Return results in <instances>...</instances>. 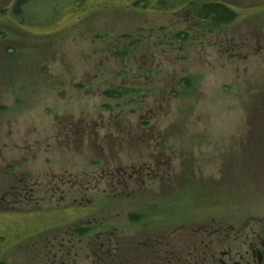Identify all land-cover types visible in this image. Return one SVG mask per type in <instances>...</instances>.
Instances as JSON below:
<instances>
[{"label":"rangeland","instance_id":"374dc122","mask_svg":"<svg viewBox=\"0 0 264 264\" xmlns=\"http://www.w3.org/2000/svg\"><path fill=\"white\" fill-rule=\"evenodd\" d=\"M213 2L237 14L220 33L190 18ZM161 28L202 38L179 50ZM129 43L147 49L118 56ZM122 84L148 91L104 97ZM262 116L264 0H0V264H91L61 250L109 232L187 246L194 224L264 217ZM118 170L143 174L105 183ZM83 225L109 229L80 244Z\"/></svg>","mask_w":264,"mask_h":264},{"label":"flooded vegetation","instance_id":"af4514ba","mask_svg":"<svg viewBox=\"0 0 264 264\" xmlns=\"http://www.w3.org/2000/svg\"><path fill=\"white\" fill-rule=\"evenodd\" d=\"M45 83L49 85V82ZM252 119L260 122L264 116L252 117ZM141 171H134L128 175L127 172L118 170L117 173H121V176L116 177L114 174L109 181L103 182L117 186V184H123L126 181V184L134 185L140 181L139 176L143 174ZM126 174L127 178H125ZM158 175L160 181H167V184L170 185L171 179L162 178L159 173ZM142 182L144 183L143 180ZM29 184L27 183V185ZM82 184L88 185L91 182L85 181ZM97 184L99 185L100 181L95 183V186H98ZM50 191L54 197V190L50 189ZM246 217L247 219H245V215L242 216V220L238 223L230 222L227 219L211 218L206 222L194 224L189 229L192 231L193 237L187 246L174 240L168 242L165 237L154 239L145 243L146 249L152 251L153 257L148 258L144 255L141 259L146 264H264V217L257 218L254 215H246ZM181 228L184 229V226ZM146 229L149 230L148 227ZM114 239L117 249H122L123 253V242L118 238ZM103 245L101 246L103 247ZM72 248L73 246H65L63 250H60L70 255Z\"/></svg>","mask_w":264,"mask_h":264},{"label":"trees","instance_id":"16d2710c","mask_svg":"<svg viewBox=\"0 0 264 264\" xmlns=\"http://www.w3.org/2000/svg\"><path fill=\"white\" fill-rule=\"evenodd\" d=\"M190 18L192 19V21L200 22V24L197 27L200 30H204L205 32L210 31V32L220 33L223 29L229 28L233 24V22H235L237 18V14L233 12L230 8L226 7L223 3L213 2V3L204 4L200 6L198 9L193 10ZM169 30L170 28H161L159 29L158 33L157 31H153V32H156L158 35L166 34L165 35L166 40H167L166 43L169 44V46H172L171 48H173L175 44H179L181 46L179 50H183L186 45L195 44L199 42L200 39L202 38V36L199 33L197 32L194 33L193 31L192 32L179 31V32L171 33L170 34L171 37H169L167 35ZM123 38H125L124 41H129L130 39V37H123ZM143 48L144 50L147 49V47L142 46L140 44L134 45L133 43L131 44L129 43V44H126V46H124L123 50L120 49L117 52V55L120 57H128L131 55H136L138 53H142ZM190 79L192 78H186L183 82L184 84L183 88L185 90H192V88L194 87V86L191 87V85H189V83L187 82ZM46 81L47 83L48 82L50 83L51 80H45V82ZM50 86L52 88L51 83H50ZM145 90L148 91V89H145V88H139V87L136 88L132 85L127 86V84H122V85H117L112 88H107V90L104 91V97L106 99H113V100L123 99L129 96L138 95L140 93L142 95V92ZM66 173L68 175L67 177L63 175L56 176L54 180L55 181L61 180V182L65 184V179H68L69 177H74L75 179H77V184L73 186H78L80 193L82 191L81 186L83 185L82 184L83 182L85 181L89 183L91 182V184L95 185V179H94L93 173L88 174V175L83 173L82 175H79V176H72L69 173V171H66ZM115 175L116 177L121 176V173L118 174L115 172ZM27 183L28 182H24V185H23L24 188L26 187ZM116 225L120 226L119 224H116ZM107 229L105 228L98 229L96 228V226L90 227L89 225H83V226L77 227L75 231H73V234L80 235L81 238L79 239L80 240L79 243L81 244L83 237L90 236L95 232L97 233V231L107 230ZM112 234H114V232L107 233V235L110 237H105L106 243H103L104 244L103 247L101 246L102 243H100L99 246L97 247L96 252H91V246L89 243H87V245L84 244V246L80 248H77L75 244H71L70 246H73L71 253L70 255H67V254L66 255L67 256L73 255L74 257L78 256L79 258H82V255H83V259L88 261L91 264H137L136 258L142 261L141 258L144 257V255L141 256V253L139 252V250L146 249L145 243L147 242L138 241V239L135 237L133 239H127L126 241H121L119 235L112 237L111 236ZM114 238H118L121 242H123V246H124L123 253H122V249H119V250L117 249L116 245L114 244L115 243ZM129 247L131 248L129 249ZM88 257H91L92 259H88Z\"/></svg>","mask_w":264,"mask_h":264}]
</instances>
